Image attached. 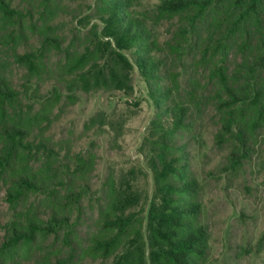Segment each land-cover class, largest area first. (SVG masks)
<instances>
[{
    "label": "rangeland",
    "instance_id": "1",
    "mask_svg": "<svg viewBox=\"0 0 264 264\" xmlns=\"http://www.w3.org/2000/svg\"><path fill=\"white\" fill-rule=\"evenodd\" d=\"M11 1L21 15L9 19L0 14V82L20 95L5 106L0 103V124L26 127L38 136L36 143L42 139L54 149L53 156L59 155L69 170L62 167L55 175L56 160L37 154L28 157L29 172L45 180L64 179L61 194L74 193L81 202L58 211L71 215L75 252L63 244L62 231L60 240L39 236L30 252L22 247L0 258V264H96L85 255L98 231L105 194L111 187L125 189L132 211L147 223L150 202L162 204L155 195L154 176L161 170L163 150L194 188L192 201L199 206L208 240L201 264H264V123H250L248 152L235 170L231 155L237 143L222 135L217 113V68L225 63L233 71L248 57L250 38L240 31L247 27L253 37L255 21L233 32L239 13L230 9L234 0H219L194 23L183 15L162 13L161 0H135L133 16L149 31L152 55L160 63L158 79L149 84L139 74L134 52L121 51L101 35L95 20L98 0H51L46 10L43 0ZM46 40L51 44L41 48ZM26 53L45 62L40 76L18 60ZM86 54V70L97 62V69L113 78L110 72L117 69L127 89L102 80L108 86L83 91L80 72L69 70ZM164 93L166 107L176 105L185 115L183 125L167 137L173 114L156 103ZM41 118L44 123L37 124ZM10 183V176L0 178V243L12 229L23 227L29 213L41 212L46 220L58 201L26 194L12 203ZM81 189L86 193L79 194Z\"/></svg>",
    "mask_w": 264,
    "mask_h": 264
},
{
    "label": "trees",
    "instance_id": "2",
    "mask_svg": "<svg viewBox=\"0 0 264 264\" xmlns=\"http://www.w3.org/2000/svg\"><path fill=\"white\" fill-rule=\"evenodd\" d=\"M218 1L161 0L158 8L164 14L183 15L194 23L212 10ZM52 3L51 0H43L45 10ZM134 5L135 0H98L95 20L99 22L102 28L101 35L104 38L111 40L123 52H134L132 55L135 57L139 74L151 84L158 79L160 63H156L152 55L154 43L151 41L149 31L133 16ZM230 9L233 13L239 10L236 23L231 25L234 26L233 32L241 29V25L244 26L248 20H254L257 26V32L253 37L252 30L247 27L240 31L250 38L247 40L250 43L247 50L251 52L248 57L243 58L233 71H229L227 64L223 63L217 68L216 73L218 92L221 96L217 113L222 122V135L234 139L237 143L236 150L231 155V167L238 170L248 152L250 123L253 122L254 125L264 123V16L262 14L264 0H234V5L231 3ZM0 14L9 19L21 15L19 10L12 7L11 0H0ZM239 26L240 28L237 29ZM50 44L48 40L40 43L41 48ZM66 54L70 57L72 55L70 52ZM81 56L69 72H80L78 76L83 91L90 92L92 88L103 84L102 80L112 81L111 84L115 85V89H127L125 79L118 75L119 70L110 72L113 78L101 73L97 69V62L86 70L85 64L89 62V55ZM18 60L35 77L40 76L46 68L45 62L33 53L19 56ZM129 66L132 68L131 62ZM103 85L108 86L106 83ZM153 92L154 98L156 92L155 90ZM167 94L164 93L161 98L156 99L157 104L159 102L164 104L161 106L162 109L166 107L164 101L168 98ZM19 95L18 91L0 82L2 106L7 102L18 100ZM164 110H170L173 114L172 126L164 132V137H167L183 125L185 115L176 105H167ZM43 123V118L37 120V124ZM37 138L38 136L26 127H17L7 122L0 124V178L6 176L11 178V187L8 190L10 202H18L26 194L53 196L58 199L56 206L49 210V217L46 220L41 212L29 213L23 227H15L8 233L0 243V258L8 257L22 247L30 252L38 245L39 236L44 238L55 236V240L57 238L60 240L59 235L62 231L63 244L72 248L71 215L58 214V211L63 206L77 207L81 199L75 200L74 193L71 196L61 194L60 190L65 186L64 179L54 176L45 180L29 172L28 157L37 154L56 160L53 174L62 172L63 170H59L62 167L69 170L64 166L59 155L53 156L54 149L49 148L42 139L36 143ZM165 148L168 147L165 145ZM166 151L161 152V170L154 176L155 195L161 198L162 204L157 207L150 202L147 223H144L143 216H138L132 211L133 206L125 189L111 187L105 194L104 205L100 207L98 231L91 241L89 254L85 255L92 262L96 264H201L203 262L208 240L205 228L199 221V206L192 201L194 188L187 181L185 171L175 166ZM79 162L84 163V159L80 158ZM84 193H86L84 189L79 191L81 195ZM58 205L60 207L55 209ZM55 264L68 263L58 261Z\"/></svg>",
    "mask_w": 264,
    "mask_h": 264
}]
</instances>
